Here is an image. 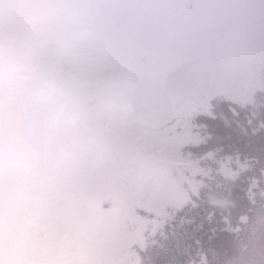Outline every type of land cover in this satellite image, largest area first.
Returning <instances> with one entry per match:
<instances>
[{
  "label": "rangeland",
  "instance_id": "374dc122",
  "mask_svg": "<svg viewBox=\"0 0 264 264\" xmlns=\"http://www.w3.org/2000/svg\"><path fill=\"white\" fill-rule=\"evenodd\" d=\"M263 89L264 0H0V264H137L207 171L168 122Z\"/></svg>",
  "mask_w": 264,
  "mask_h": 264
},
{
  "label": "trees",
  "instance_id": "16d2710c",
  "mask_svg": "<svg viewBox=\"0 0 264 264\" xmlns=\"http://www.w3.org/2000/svg\"><path fill=\"white\" fill-rule=\"evenodd\" d=\"M193 3L177 11L196 17ZM209 104L208 113L184 111L168 122L180 123L175 134L191 136L181 150L197 164L194 170L207 167L184 170L194 178L186 198L165 204L156 216L137 209L134 199L127 202L144 221L132 252L137 264H264V89L252 102L216 95ZM237 158L248 165L237 166ZM219 161L236 170L217 169Z\"/></svg>",
  "mask_w": 264,
  "mask_h": 264
}]
</instances>
